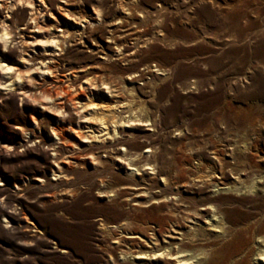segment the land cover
I'll return each instance as SVG.
<instances>
[{"label":"rangeland","instance_id":"obj_1","mask_svg":"<svg viewBox=\"0 0 264 264\" xmlns=\"http://www.w3.org/2000/svg\"><path fill=\"white\" fill-rule=\"evenodd\" d=\"M10 1L0 264H201L211 201L264 217V0Z\"/></svg>","mask_w":264,"mask_h":264},{"label":"bare ground","instance_id":"obj_2","mask_svg":"<svg viewBox=\"0 0 264 264\" xmlns=\"http://www.w3.org/2000/svg\"><path fill=\"white\" fill-rule=\"evenodd\" d=\"M0 2H1L0 6L3 8L6 7L7 5H9V8H13L16 5L14 1L13 2L10 1L9 2L10 4H7L8 2H5V0H0ZM33 9L35 8H31L30 11L32 12ZM4 31L5 30H2V35H0V39L3 41L4 46H6L7 40L4 39L3 37L9 38L6 37V35L8 36V34L10 33H8V31L7 32ZM7 66L8 65L6 66L0 65V70L5 71V75L9 76V71L11 70V68L10 66L9 67ZM112 118H113L112 115L103 112L102 114H100L98 118H92L93 120L92 119L87 120L88 125H86V129L89 132V137L91 138L92 141L99 142L100 140L99 137L104 135L102 134V132L106 131L108 122ZM96 133L97 135H95ZM101 141L102 140H100V142ZM97 148L99 149V151H104L106 149L105 146H103L102 144L99 145ZM254 180L255 178L253 177L251 183H249L248 185V190H250L253 187L252 185L254 183L253 182ZM229 193L231 195H236V192L233 191H230ZM172 195L177 196L179 194L176 192V193H172ZM178 200H179L178 204L183 206L179 196H178ZM222 200L211 201L212 203L215 202V212L211 214L212 217L215 219L212 220V223L207 228V231L199 234L198 233L190 234L188 232H182V233L180 232L181 234L179 232L177 233L181 236V238H176L178 242L180 241L179 245L181 247L175 252V254L182 255L190 251L194 255L198 251H200L201 253L199 255L204 256L201 258V261H199V263L201 262V264H264V217L262 215L261 216L249 215L247 216V220L239 223L236 219L234 220L231 219L228 215V212L222 209L223 208L222 205H224V201ZM240 205L243 206L244 202L240 203ZM205 208L208 207L205 206ZM186 219H187L185 220L186 222H190L189 217ZM114 228L118 229L123 227L113 226L111 229ZM187 228L191 229L192 227L187 226ZM130 237H135V236L130 235ZM212 239L216 240L217 242L210 244V241ZM184 245L185 246L187 245V247L189 246L190 248L189 247L184 248L183 247ZM199 245L201 246L203 245V246L201 248H198L197 250L192 251L193 248L198 247ZM168 255L173 256V254H168ZM170 256L169 257L166 256L165 258L168 259L169 261L175 259ZM193 258L195 257L180 256L179 259L174 260L175 262H173V264H191ZM146 264H150V263H146Z\"/></svg>","mask_w":264,"mask_h":264}]
</instances>
